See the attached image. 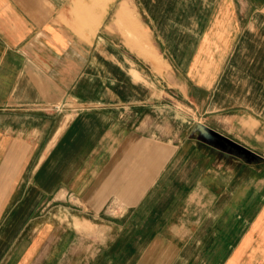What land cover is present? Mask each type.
I'll return each mask as SVG.
<instances>
[{"label":"crops","instance_id":"1","mask_svg":"<svg viewBox=\"0 0 264 264\" xmlns=\"http://www.w3.org/2000/svg\"><path fill=\"white\" fill-rule=\"evenodd\" d=\"M0 264H264V0H0Z\"/></svg>","mask_w":264,"mask_h":264},{"label":"rangeland","instance_id":"2","mask_svg":"<svg viewBox=\"0 0 264 264\" xmlns=\"http://www.w3.org/2000/svg\"><path fill=\"white\" fill-rule=\"evenodd\" d=\"M82 1V0H79ZM93 2L95 0H84ZM124 38L128 37L126 33H122ZM172 103V104H171ZM164 111L155 110L148 116L140 115L138 120V127L141 129H148L147 134L154 142H165L169 140L172 144L182 143L184 140L196 139V144H207L218 146L221 149L223 145H232L222 136V132L231 129L232 120H210L208 117L200 119L195 117L190 106H180L175 101H171ZM191 109H189V108ZM58 111V108H56ZM230 118V117H228ZM235 129L245 132V119L239 120V124L235 125ZM152 130L153 132H150ZM229 132H235L231 129ZM241 132H239L241 134ZM151 136V137H150Z\"/></svg>","mask_w":264,"mask_h":264}]
</instances>
